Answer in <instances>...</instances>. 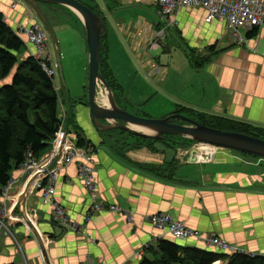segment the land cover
I'll return each mask as SVG.
<instances>
[{
  "label": "crops",
  "instance_id": "0c3cea01",
  "mask_svg": "<svg viewBox=\"0 0 264 264\" xmlns=\"http://www.w3.org/2000/svg\"><path fill=\"white\" fill-rule=\"evenodd\" d=\"M79 1L104 20V56L112 80L123 93L121 108L152 119L191 113L194 119L196 116L202 120L216 118L247 124L264 132V26L254 34H245L241 43L225 21L216 19L207 23L204 8L185 7L174 16V25L166 30L162 47L153 49L152 40L163 28L156 0ZM56 6L52 8L66 14L67 7ZM21 12L22 9L17 8L11 13L8 0H0V13L12 27L18 18H24ZM75 20L78 19L75 17ZM77 26L79 34L84 32L88 58L81 19ZM57 37L62 54L63 40H69L67 28L58 32ZM130 45L140 49L150 46L145 57L148 68L130 82H124L120 76L129 80L140 67L130 60ZM25 48L23 58L33 52L29 45ZM113 48L124 53L129 63L122 64L117 56L111 60ZM161 50L163 54L156 56ZM141 75L146 78L144 82L138 80ZM62 82L65 83V76ZM126 87H130L128 91ZM83 89L84 95L72 97L73 90L81 93L80 85L78 90L66 88V93L61 94L63 138L59 135L61 140L49 142L41 153L40 163L51 166L60 163L67 151L74 152L80 160L79 156L86 150L77 145L80 135L86 144L94 147V177L101 201L130 210L135 216L134 222L128 223L123 213L108 210L94 214L89 223L86 222L91 213L90 194L79 175L81 160H74L70 166H65L56 182V201L67 210L73 222L86 227V234L67 231L54 223L52 207L40 203L38 183L44 176L35 173L27 179L18 169L14 173L17 183L10 191L9 203H3L12 211L11 217L18 221L14 233L20 245L23 240L29 238V241L20 250L13 238H3L0 264H81L86 261L87 264H143L145 259L153 261L159 256L157 249L143 254L142 249L149 245L155 247L161 239L173 240L167 236L159 238L162 232L148 219L161 212L183 221L204 237L175 239L181 246L225 253L206 242L210 235L264 257V168L240 163L236 158L232 161L222 150L218 153L220 149L200 147L203 152L217 153L212 162L206 163L202 160L205 159L203 153H191L192 147L185 145L193 141L183 137L155 140L122 134L126 141L117 146L116 141L108 138L110 134L94 126L86 100L88 93L85 86ZM60 91L62 93V89ZM100 94L104 95L103 90ZM100 98L102 103L103 97ZM116 135L120 137L121 133L113 132V136ZM172 138L176 140H170ZM183 139H186L185 144ZM193 158L196 161L192 162ZM154 168L162 169L163 174ZM10 202L18 203V209L15 205L13 209L9 207ZM26 220H31L38 230L34 232L42 238L44 248L38 245L31 230L33 226L29 224L30 233L25 229Z\"/></svg>",
  "mask_w": 264,
  "mask_h": 264
},
{
  "label": "trees",
  "instance_id": "16d2710c",
  "mask_svg": "<svg viewBox=\"0 0 264 264\" xmlns=\"http://www.w3.org/2000/svg\"><path fill=\"white\" fill-rule=\"evenodd\" d=\"M43 6V5H41ZM53 6L54 5H47ZM93 10V9H92ZM255 28L249 35L256 33ZM24 36L18 35L0 13V190L2 191L16 181L15 171L26 159L29 151L39 158L48 148L49 142L55 139L62 120L60 119L59 90L53 78L42 69L40 62L33 57H24ZM102 47H104L102 40ZM25 52V51H24ZM102 48L100 70L106 69L104 78L114 91L116 101H123V93L109 74V63ZM195 65L200 68L198 62ZM107 77V78H106ZM10 79V80H9ZM86 103V100H85ZM88 104V100H87ZM86 104V105H87ZM196 119V118H195ZM204 120V119H203ZM200 123L215 129L234 131L257 138H264V132L252 126H241L237 122L209 118ZM230 125L229 129L223 127ZM242 127L240 130L238 127ZM238 128V129H236ZM244 128V130H243ZM121 134H127L120 131ZM78 135V133H77ZM78 146L85 147V141L78 135ZM171 138V137H170ZM194 143V142H193ZM0 191V196L1 195ZM3 204V203H2ZM1 204V205H2ZM7 227L8 223L5 221ZM157 249L155 260L145 259L143 264H264V257L251 258L245 255H229L219 251H209L198 247H185L177 244L175 239H161L155 247L147 246V250Z\"/></svg>",
  "mask_w": 264,
  "mask_h": 264
},
{
  "label": "rangeland",
  "instance_id": "374dc122",
  "mask_svg": "<svg viewBox=\"0 0 264 264\" xmlns=\"http://www.w3.org/2000/svg\"><path fill=\"white\" fill-rule=\"evenodd\" d=\"M8 8L11 11V13L14 12L15 10H17V8H18V10L22 9V12L20 13V15H23L24 18H18V22H16L15 25H13V29L15 30L16 33H18V35L24 36L25 47L27 45H29L30 48L32 49L33 52H30V56L29 57H33L36 60H38L35 57V55H36L35 46L31 42V40L29 39V37L26 35V33H24V31L35 27L36 29L42 31V33L46 36V38H47V46L49 47V52L52 49V54L51 55H52L53 61H55V63L53 64L54 65L53 66L54 67L53 68V71L55 72V74L53 76V80H54V83L56 85V89L59 90V98H60V100H61L62 95L64 94V92L66 93V88H69V89L71 88V89L78 90V86L80 85V92L81 93H79V91L73 90L72 91V97H74V95H77V96L84 95V89H83L84 86H85L86 92L88 93V83H89V54H88V58H87V56H86V48H85V44H84V41H83V38L85 37V35H84V32L83 31H81V34H79L80 28L77 25H78V22H80V19L77 17V14L74 11H72L71 9H69V8L68 9H64L65 12H66V14L64 15V14L61 13V9H58V11H57V9H53L52 6L51 7L50 6H47V5L41 6L42 10L46 14V16H47V18H48V20L50 22V25L53 28L55 34L57 33V35H58V32H62L63 31V28H67V33H68V36H69V40H66V39L63 40V43L61 45V47L63 49V53L61 54V50H60V59H59L58 56L56 55L55 45H54V42L52 40L51 33L49 32L47 26L44 24V22L41 20V18L36 14L35 10L28 3L24 2L23 0H8ZM75 17L78 20H75ZM76 22H77V25H76ZM57 35H56V37H57ZM234 36H235V38H237V35L234 34ZM57 40L59 41L58 37H57ZM64 41H65V43H64ZM133 47H134V45L133 46L130 45V47L128 48L130 51H132V53L129 56L130 57V60H132L133 63L139 64L140 67H139L138 70H135L134 71L133 74H135V75H133L129 80H127V77H125V76H120V78L124 82H130L131 80L134 79V77L138 73L141 74L142 73V70L143 71H147V68H148L147 67V63H146V60L147 59H145V57L148 55V52L150 50V46H149V49L148 48H141L140 49V48H133ZM151 47L153 49L159 48V47H156L153 44L151 45ZM102 48L105 51V46L102 47ZM133 51H135V52H133ZM22 53H24V50L22 51ZM155 53L156 52H154L153 54H155ZM162 54H163V51L161 50L158 53V55H156V56H159V55H162ZM124 55L125 54L122 53V52H119L118 49L113 48L111 60L113 59L114 56H117V59L119 61H121L122 64H124V65L125 64H128L129 63V60ZM20 58L23 59L22 56H20ZM38 61L40 62V60H38ZM142 63L144 64L143 67H142ZM49 64H51V62ZM60 64L63 65L64 76H65V85L62 82V77H61V72H60ZM159 67L162 69L163 66H161V64H160ZM143 68H146V70H144ZM116 69H117L116 71L118 72L119 69L118 68H116ZM132 69H134V67ZM106 72H107L106 69L103 68V76L106 74ZM138 80L139 81L142 80V82H144V80H146V78H145L144 75H141ZM129 88L130 87H126L125 90L128 91ZM61 89H62V93L60 91ZM101 90H104V88L102 86H101V89H99V91H98V97L99 98H100V96L104 97V100L107 103L106 91L104 90L105 93H104V95H102V94H100ZM99 94H100V96H99ZM88 98H89V96H88ZM88 98H86V100H88ZM101 100H103V98ZM101 102H103V101H101ZM130 104H133L134 105L135 103H131L130 102ZM131 110L133 111V109H131ZM144 112L150 114L148 111H144ZM188 114L189 115H193L191 113H188ZM59 115H60V117H62L63 112H61ZM194 120H196L198 122L199 121H202L203 123H206V124L209 121V120H202L201 118H198L197 116H196V119H194ZM237 124H239L241 126H247V124H242V123H237ZM231 127L232 126L227 125V126H225L223 128L224 129H229ZM238 128L240 130H242V127H238ZM238 128H236V129H238ZM243 130H244V128H243ZM119 133H121V132H119ZM261 135L264 136L263 133H261ZM62 138H63V136H62ZM61 139H58V140H61ZM260 139H264V138H260ZM170 140H176V139L172 138ZM66 141H67V139H64V143H66ZM125 141H126V137H125V135H123V139L120 142L116 141L117 144H118L117 146H121V142H125ZM183 141H184V144H185L186 139H183ZM140 142H144L145 143V141H140ZM86 143L87 142L85 141V144ZM179 143H182V142L180 141ZM185 145L188 146V147H192L190 149V152L191 153H192V151L195 154H199V155L201 153H203V155H202L203 157L202 158H205V159H202V160H204L206 163L212 162L215 159L216 155H217V153H215L213 155L212 152H211V150H209V153H207V151L206 152H203L201 149H199L200 147L201 148H203V147L206 148L207 145H202V144H197V143L196 144L190 143V144H185ZM128 146H125L124 148H127ZM186 146H184V148ZM85 147H86V151H89V149H91V148L94 150V147L91 146V145H89V144H86ZM218 149H220V150H217L218 153L222 150L223 152H225L227 154L228 158L232 159V161H233V159L236 158V160H238L240 163L248 164V165H251V166H260L261 168H264V159H262V158H259V157H256V156H252V155H248V154H244V153H240V152H236V151H230V150H225L224 151V149H221V148H218ZM120 150H122V149H120ZM123 150H126V149H123ZM213 150H215V149H213ZM228 151H230V152H228ZM210 152H211V154H210ZM233 152H235L236 154H233ZM41 158H42V156H40L39 158H37L34 155V159L36 161H38L39 163L41 161ZM74 160L80 161L77 157H74ZM55 168H58V171H57L58 172L57 179L55 181V184L53 183V189H55V191L53 192V194L51 195V197L49 199H47L45 197L44 192L41 193V190H40L39 198H40V203L42 205L52 207V217H53L54 223L57 224V225H59L60 227L64 228L63 227V223L60 222V220L58 218H56L57 215H61L64 212L67 218H70V217H69V214H68L67 210L63 206H62L63 209H61V207H60L61 205L56 201V182H57V180H58V178L60 176V173L63 171V169L65 167L61 163H59V161L56 162L52 166H51V164L42 163L41 162L37 166V168H36V174L38 173V171L40 169H43L45 171H52ZM154 170L157 171V173H159V174H163L162 173V169L156 170L154 168ZM84 186H85V184H84ZM0 198L2 199V203L3 202H8L9 203V201H8L9 199L8 198H5L3 195H2V197L0 196ZM2 203H0V215H2V217L5 219L6 222H10L11 225L7 227V230H4L3 232H0V242L5 237L6 238L11 237V238H13V240H15V241L18 242L17 233L16 232L14 233V228H15L14 225H16V223L18 221H16V219L14 220L11 217L13 214H12V211L10 212V208H6L5 207V203H3V204ZM99 203L103 204L104 207H105V210H108L109 212H114L115 214L122 213V212H119V211L110 210V207L111 206H117V205H113V204H110L109 205V204H106L103 201H101L100 197H99ZM90 204L92 206L91 197H90ZM14 205H15L16 209H18V203H16V204L11 203V206H9V207H11L13 209V206ZM56 209H57V212H55ZM3 210H5L4 213H3ZM94 214H97V213H94ZM94 214L90 213L91 219H92V216ZM165 214L167 215L168 213L161 212V213H158V214H155V215H152V216L153 217H156V216H161V215H165ZM152 216L148 217L149 221H150V218ZM134 218H135V216L131 212V216L126 217V220H127L128 223L132 224L134 222ZM12 219H13V221H12ZM25 222H26V224L28 223L31 226H33V229L35 231H38L36 229V227L32 224L31 220H26ZM86 222L89 223V221L87 219H86ZM150 223L154 226V228H156L157 230H159V231L162 232V234H161V236L159 238H162V237H166L167 236V237H172L173 239H176L175 237L172 236V233L171 232H169L167 230H162L161 228H159L157 226V225L161 226L159 223L158 224H156V223L154 224L152 221H150ZM180 223L182 224V226L185 229H191V228L187 227L186 224L183 221H180ZM24 226H25V229L28 228V232L30 233V229H29L30 227L28 225L27 226L24 225ZM69 227H70V230L69 231H71V232H74V233L79 234V235H82V236H84L86 234L85 233L86 227L84 225H81V224H78V223L72 221V226H69ZM212 237L213 236L208 235L207 236V240H209ZM190 238H197V237H190ZM198 239H204L203 235H201V238H198ZM176 240H180V239H176ZM28 241H29V238L26 239V240H23V242H21V245L18 242V249L21 250V247L23 248L24 247V244L26 245L28 243ZM226 243L229 244L228 242H226ZM205 244H207V243L205 242ZM229 245H231V244H229ZM231 246L237 248L238 251H242L240 255H245V256H248V257H251V258H255V255H258L255 252H248V250H245L244 248L240 249L239 247H237L235 245H231ZM146 248H144L145 251H147ZM81 264H87V261L86 262H82Z\"/></svg>",
  "mask_w": 264,
  "mask_h": 264
},
{
  "label": "water",
  "instance_id": "95a60500",
  "mask_svg": "<svg viewBox=\"0 0 264 264\" xmlns=\"http://www.w3.org/2000/svg\"><path fill=\"white\" fill-rule=\"evenodd\" d=\"M23 1L35 10L36 14L47 26L59 59V42L41 5L65 6L74 11L81 19L86 33L89 54L88 108L92 122L97 130L105 133L123 131L129 135L155 140L166 139V137H183L197 144L236 151L264 159V139L234 131L211 128L181 114L170 115L163 119H152L137 116L121 108L116 101L114 91L100 70L102 40L106 31L103 18L79 0ZM62 70V65L60 64L61 77L63 78ZM101 86L106 91L107 103L104 97L102 103L98 100V91ZM104 90L103 92L105 93ZM178 121L183 124L178 123ZM193 161H196V159L193 158ZM27 225L30 227L29 224ZM31 230L41 249L44 248L41 238L38 237L33 228Z\"/></svg>",
  "mask_w": 264,
  "mask_h": 264
},
{
  "label": "built area",
  "instance_id": "2783aa9c",
  "mask_svg": "<svg viewBox=\"0 0 264 264\" xmlns=\"http://www.w3.org/2000/svg\"><path fill=\"white\" fill-rule=\"evenodd\" d=\"M159 10L160 24H162V29L158 31L153 40L152 44L156 47H162L164 43V37L166 30L170 29L174 24L173 18L177 14L178 10L185 7H202L207 12L206 22L211 23L216 19H221L226 22L229 31L237 38L241 43H244L245 34H249L255 28H260L264 26V0H156ZM24 33L29 37L31 42L34 44L36 49L35 57L40 60V65L42 69L47 73L50 78H53L55 72L53 71V64L55 61L52 59V49L49 52V47L47 46V38L42 33V31L36 29L35 27L25 30ZM51 62V64H49ZM62 128V125H61ZM60 128V130H61ZM56 134L55 139L61 135V131ZM62 136V135H61ZM215 148V147H212ZM218 149V148H215ZM93 149L89 151H84L82 155L79 156L81 162L78 165L79 175L84 178V184L87 191L90 194L92 200L91 213H99L101 210L105 209L104 205L99 203L98 191L96 187V181L94 177V157ZM74 157H76L74 152L67 151L66 157L60 161V163L65 167L70 163L74 162ZM40 163L34 159V153L29 151L26 155L25 161L22 163L20 169L23 176L27 179H31L36 173V168ZM40 171V170H39ZM38 173L43 177L38 183V188L41 193L44 192L45 197L49 199L55 189H53V183L57 179L58 168L52 171L42 170ZM17 182L13 181L8 187L1 191V195L8 198L10 191ZM60 206V205H59ZM61 209L62 206H60ZM110 210L119 211L126 215V217L131 216V212L122 206H111ZM5 210H3V213ZM57 212V209L56 211ZM60 222L63 223V227L66 230H70L69 226H72V221L67 218L65 213L57 215ZM87 220H91V215L87 217ZM150 221L157 225L162 230H167L172 233V236L176 239L186 240L190 237L201 238V235L197 231H192L190 229H185L180 221L174 219L170 215H161L156 217H151ZM164 222V223H163ZM163 224V225H162ZM7 230V225L5 219L0 215V232ZM207 240V238H206ZM212 247L218 248L223 252L230 255H240L242 251H238L237 248L227 244L224 240L216 237H212L206 241ZM255 257H259L255 255Z\"/></svg>",
  "mask_w": 264,
  "mask_h": 264
},
{
  "label": "flooded vegetation",
  "instance_id": "af4514ba",
  "mask_svg": "<svg viewBox=\"0 0 264 264\" xmlns=\"http://www.w3.org/2000/svg\"><path fill=\"white\" fill-rule=\"evenodd\" d=\"M186 117H189V118H191V119H194V118H192L193 116H189V114L188 115H185ZM178 123H182V122H180V121H178ZM183 124V123H182ZM116 132V131H115ZM104 133V132H103ZM111 133V134H110ZM110 133H108V134H110L109 136H108V138L110 139V140H114V142L115 141H118V142H120L122 139H123V135L121 134V136L119 137V136H117L116 135V137H114L113 136V132H110ZM125 143V142H124Z\"/></svg>",
  "mask_w": 264,
  "mask_h": 264
},
{
  "label": "bare ground",
  "instance_id": "6f19581e",
  "mask_svg": "<svg viewBox=\"0 0 264 264\" xmlns=\"http://www.w3.org/2000/svg\"><path fill=\"white\" fill-rule=\"evenodd\" d=\"M157 2V1H156ZM206 20V19H205ZM207 148H209V149H214V148H212L211 146H207ZM209 152V151H208ZM65 157H66V155H65ZM201 157V156H200ZM72 163H70L69 164V166L71 165ZM81 180L84 182V178H82L81 177ZM98 197H100L99 196V194H98ZM107 210H105V209H103V210H101L100 212H106ZM145 250L143 249L141 252H142V254H143V252H144Z\"/></svg>",
  "mask_w": 264,
  "mask_h": 264
}]
</instances>
